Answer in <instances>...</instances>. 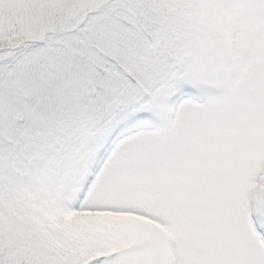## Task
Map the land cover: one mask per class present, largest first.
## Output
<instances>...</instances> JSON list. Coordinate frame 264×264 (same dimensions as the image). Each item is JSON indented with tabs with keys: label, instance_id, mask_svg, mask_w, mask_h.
<instances>
[{
	"label": "snow or ice",
	"instance_id": "obj_1",
	"mask_svg": "<svg viewBox=\"0 0 264 264\" xmlns=\"http://www.w3.org/2000/svg\"><path fill=\"white\" fill-rule=\"evenodd\" d=\"M0 264H264V0H0Z\"/></svg>",
	"mask_w": 264,
	"mask_h": 264
}]
</instances>
